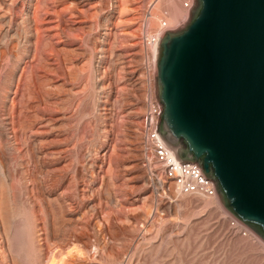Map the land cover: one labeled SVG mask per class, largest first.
<instances>
[{
    "label": "rangeland",
    "instance_id": "obj_1",
    "mask_svg": "<svg viewBox=\"0 0 264 264\" xmlns=\"http://www.w3.org/2000/svg\"><path fill=\"white\" fill-rule=\"evenodd\" d=\"M189 17L179 0H0V264H264L219 197L163 192L142 165L139 39Z\"/></svg>",
    "mask_w": 264,
    "mask_h": 264
},
{
    "label": "water",
    "instance_id": "obj_2",
    "mask_svg": "<svg viewBox=\"0 0 264 264\" xmlns=\"http://www.w3.org/2000/svg\"><path fill=\"white\" fill-rule=\"evenodd\" d=\"M189 15L157 45V135L264 242V0H194Z\"/></svg>",
    "mask_w": 264,
    "mask_h": 264
},
{
    "label": "built area",
    "instance_id": "obj_3",
    "mask_svg": "<svg viewBox=\"0 0 264 264\" xmlns=\"http://www.w3.org/2000/svg\"><path fill=\"white\" fill-rule=\"evenodd\" d=\"M181 7L189 14L194 0H179ZM170 31L167 21L160 19L153 31L144 28L140 41V67L135 79L140 83L143 112L140 116L139 138L143 167L159 182L163 192L174 191L183 196H196L202 199L218 201L215 183L204 177L197 163L180 162L173 151L158 137V125L162 112L157 96L150 89L155 77V60L160 37ZM171 202H169L170 204ZM228 227L238 235L247 237L252 233L232 216L227 218Z\"/></svg>",
    "mask_w": 264,
    "mask_h": 264
},
{
    "label": "bare ground",
    "instance_id": "obj_4",
    "mask_svg": "<svg viewBox=\"0 0 264 264\" xmlns=\"http://www.w3.org/2000/svg\"><path fill=\"white\" fill-rule=\"evenodd\" d=\"M53 262V261H52ZM51 264H54V262L53 263H51Z\"/></svg>",
    "mask_w": 264,
    "mask_h": 264
}]
</instances>
